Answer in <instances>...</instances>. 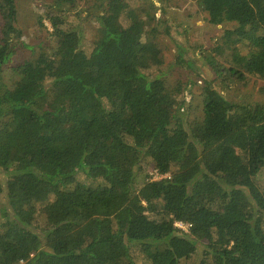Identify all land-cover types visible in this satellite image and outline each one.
Wrapping results in <instances>:
<instances>
[{
  "label": "trees",
  "instance_id": "trees-1",
  "mask_svg": "<svg viewBox=\"0 0 264 264\" xmlns=\"http://www.w3.org/2000/svg\"><path fill=\"white\" fill-rule=\"evenodd\" d=\"M74 2L53 0L39 24L55 44L30 46L15 0H0V264H264V102L206 86L201 118L186 120L149 76L164 49L146 9H130L125 30L127 0H97L86 52L60 13ZM198 3L212 25H235L209 71L264 80V0ZM148 166L167 177L141 184Z\"/></svg>",
  "mask_w": 264,
  "mask_h": 264
},
{
  "label": "rangeland",
  "instance_id": "rangeland-1",
  "mask_svg": "<svg viewBox=\"0 0 264 264\" xmlns=\"http://www.w3.org/2000/svg\"><path fill=\"white\" fill-rule=\"evenodd\" d=\"M96 1L75 0L73 4H64L60 8V13H64L66 28L81 25L85 36L83 47L86 52L91 51L92 42L96 39L99 28L95 16L101 10L95 7ZM15 4L18 13L16 26L23 32L24 43L30 46L43 43L54 45L55 41L50 39L52 31L50 24L45 19L43 21L46 29L39 24V18H45L53 0H15ZM126 4V6H118L117 9L119 21L125 30L132 28L133 25V20L128 17L130 9H146L142 15L143 21L147 23L146 29L159 30L157 38L164 49L163 66L153 67L148 73L152 79H160L156 88L167 87L175 92L176 103L173 111L178 115L190 122L201 118L206 86L212 87L234 102L251 103L253 106L264 102L262 92L264 80L260 75L246 72L244 81L229 77H224L223 80L208 69L206 56L227 30L234 29V24L212 25L208 21L207 13L199 6L198 0H127ZM151 5L152 10H150ZM181 48L185 49V58L188 61L186 63L190 62L194 65L193 68L178 61ZM241 50L243 57L246 54L245 45ZM23 53L19 55L25 56L26 54ZM19 55L14 58L12 66L17 65ZM222 59L227 68L230 66L236 68L239 65L236 61L239 58H230L228 63L227 55ZM10 78V76L6 77L9 83ZM155 172L153 166L146 167L139 182L142 184L151 180L158 181ZM262 175L257 180V184L264 188V172ZM79 179L82 182H91L83 175Z\"/></svg>",
  "mask_w": 264,
  "mask_h": 264
},
{
  "label": "built area",
  "instance_id": "built-area-1",
  "mask_svg": "<svg viewBox=\"0 0 264 264\" xmlns=\"http://www.w3.org/2000/svg\"><path fill=\"white\" fill-rule=\"evenodd\" d=\"M155 175L157 176L156 178H157L158 180H161V179H163V178H166V176H164V175H159V174L157 173V171L155 172ZM175 226H176V227H179V228H181V229H183V230H185V231H188V226L185 225V224H183V223H181V222L176 223Z\"/></svg>",
  "mask_w": 264,
  "mask_h": 264
}]
</instances>
